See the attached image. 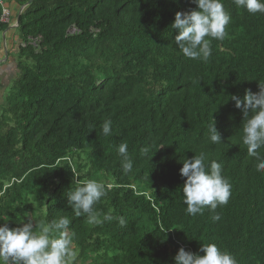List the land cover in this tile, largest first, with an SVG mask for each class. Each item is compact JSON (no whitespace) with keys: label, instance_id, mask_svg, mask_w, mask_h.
<instances>
[{"label":"trees","instance_id":"obj_1","mask_svg":"<svg viewBox=\"0 0 264 264\" xmlns=\"http://www.w3.org/2000/svg\"><path fill=\"white\" fill-rule=\"evenodd\" d=\"M29 1L0 264H264V0Z\"/></svg>","mask_w":264,"mask_h":264},{"label":"crops","instance_id":"obj_2","mask_svg":"<svg viewBox=\"0 0 264 264\" xmlns=\"http://www.w3.org/2000/svg\"><path fill=\"white\" fill-rule=\"evenodd\" d=\"M22 1L15 0L14 3L8 4L12 13L11 21L0 26V41L3 46L0 48V100L2 102L18 75L16 55L21 41L17 34V26L18 17L24 11L25 6L21 3Z\"/></svg>","mask_w":264,"mask_h":264},{"label":"built area","instance_id":"obj_3","mask_svg":"<svg viewBox=\"0 0 264 264\" xmlns=\"http://www.w3.org/2000/svg\"><path fill=\"white\" fill-rule=\"evenodd\" d=\"M0 8L2 11L1 14V19H0V26L2 24H8L11 21V11L10 9L6 6V2L4 0H0Z\"/></svg>","mask_w":264,"mask_h":264},{"label":"rangeland","instance_id":"obj_4","mask_svg":"<svg viewBox=\"0 0 264 264\" xmlns=\"http://www.w3.org/2000/svg\"><path fill=\"white\" fill-rule=\"evenodd\" d=\"M4 1L6 2V6H7V7H8V4H9V3H11V4H12V3H14V2H15V0H4ZM2 47H3V46H2V42L0 41V48H2ZM73 259H74V257H73V256H71V257H70V260H69V261H70V263L72 262V260H73Z\"/></svg>","mask_w":264,"mask_h":264},{"label":"water","instance_id":"obj_5","mask_svg":"<svg viewBox=\"0 0 264 264\" xmlns=\"http://www.w3.org/2000/svg\"><path fill=\"white\" fill-rule=\"evenodd\" d=\"M30 3H31V1H29V3L26 4V5L23 7V10H24V8H26ZM19 17H20V15H19ZM19 17H18V22H19Z\"/></svg>","mask_w":264,"mask_h":264},{"label":"clouds","instance_id":"obj_6","mask_svg":"<svg viewBox=\"0 0 264 264\" xmlns=\"http://www.w3.org/2000/svg\"><path fill=\"white\" fill-rule=\"evenodd\" d=\"M18 27V26H17Z\"/></svg>","mask_w":264,"mask_h":264}]
</instances>
